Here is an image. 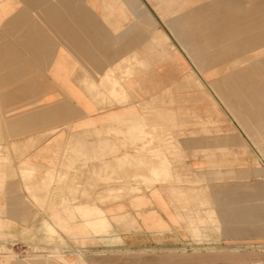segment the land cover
<instances>
[{
	"label": "rangeland",
	"instance_id": "obj_1",
	"mask_svg": "<svg viewBox=\"0 0 264 264\" xmlns=\"http://www.w3.org/2000/svg\"><path fill=\"white\" fill-rule=\"evenodd\" d=\"M132 1L0 0V244L29 249L0 260L47 254L5 239L29 216L62 247L133 205L171 219L158 252L264 254L263 0Z\"/></svg>",
	"mask_w": 264,
	"mask_h": 264
},
{
	"label": "crops",
	"instance_id": "obj_2",
	"mask_svg": "<svg viewBox=\"0 0 264 264\" xmlns=\"http://www.w3.org/2000/svg\"><path fill=\"white\" fill-rule=\"evenodd\" d=\"M247 3L245 4L247 5ZM256 10H262L264 16V0L260 9L255 8L254 10L251 7L250 13L252 17L254 16L250 21L252 25L256 24ZM253 30L256 29L253 28ZM259 30L264 31V24L261 29L256 31ZM247 90L246 87L245 92ZM261 94H264V78L261 80ZM79 206L84 208L87 204L84 203ZM52 207L56 208L60 214L59 200L53 202ZM68 207L72 208L71 203ZM133 208L134 205L131 208L128 206L126 214H118L115 217L116 223L106 218V224L102 231L96 228L95 219L81 220L75 216L71 218L69 215L66 232L58 230L59 236L65 240L61 247L58 241L55 244L47 242L42 229V221L47 218V222L50 223L48 215L44 217L40 210L31 203L25 204V210L30 215H41L35 221H32L29 216L27 218L29 225L27 226L18 222L17 227L6 232L8 234H5V239L9 240L14 237L19 242L23 241L22 243L32 242L41 247L47 254L12 260L11 262L0 260V264H264V254L237 251L235 248L211 246L185 250L176 255L171 251H166V249H163L164 252H158L157 246H171L172 239L177 237L170 225L171 219L168 218L167 214L160 213L161 211H158L154 205L151 210L149 209L150 211L143 213V217ZM160 227L162 228L159 229ZM166 227L169 230H166ZM79 234L81 237L77 238ZM75 240H79L78 243H75ZM174 243L179 244L178 242ZM56 245L60 246L61 250L66 248L67 254H61L62 257H66L63 261L55 260L57 257L55 255ZM76 252L83 256L82 263L77 260V257L74 258Z\"/></svg>",
	"mask_w": 264,
	"mask_h": 264
},
{
	"label": "built area",
	"instance_id": "obj_3",
	"mask_svg": "<svg viewBox=\"0 0 264 264\" xmlns=\"http://www.w3.org/2000/svg\"><path fill=\"white\" fill-rule=\"evenodd\" d=\"M10 254H14L17 257L26 256L29 254V249L16 242L4 245L0 244V258H4Z\"/></svg>",
	"mask_w": 264,
	"mask_h": 264
},
{
	"label": "bare ground",
	"instance_id": "obj_4",
	"mask_svg": "<svg viewBox=\"0 0 264 264\" xmlns=\"http://www.w3.org/2000/svg\"><path fill=\"white\" fill-rule=\"evenodd\" d=\"M123 4L126 6V8L128 9V11H131V10H133L134 9V7H135V4H136V2H133L132 0H123ZM150 15V14H149ZM231 17H233V16H231ZM231 17H229V18H231ZM151 18H152V16H151ZM235 18V17H234ZM151 20V19H150ZM142 27L143 28H146L147 26H145V25H142ZM147 29V28H146ZM153 31V30H152ZM154 33V32H153ZM150 35L151 36H153L152 35V32H150ZM159 35V34H158ZM152 38V37H151ZM150 146V145H149Z\"/></svg>",
	"mask_w": 264,
	"mask_h": 264
}]
</instances>
